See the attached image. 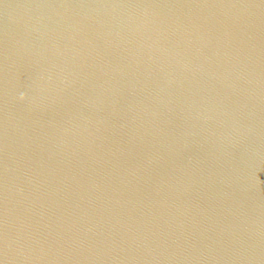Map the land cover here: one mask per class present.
I'll list each match as a JSON object with an SVG mask.
<instances>
[{"label":"water","instance_id":"95a60500","mask_svg":"<svg viewBox=\"0 0 264 264\" xmlns=\"http://www.w3.org/2000/svg\"><path fill=\"white\" fill-rule=\"evenodd\" d=\"M0 264H264V0H0Z\"/></svg>","mask_w":264,"mask_h":264}]
</instances>
